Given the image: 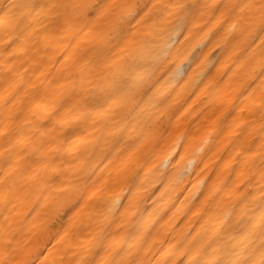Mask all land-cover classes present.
Listing matches in <instances>:
<instances>
[{"label":"bare ground","instance_id":"bare-ground-1","mask_svg":"<svg viewBox=\"0 0 264 264\" xmlns=\"http://www.w3.org/2000/svg\"><path fill=\"white\" fill-rule=\"evenodd\" d=\"M0 264H264V0H0Z\"/></svg>","mask_w":264,"mask_h":264}]
</instances>
